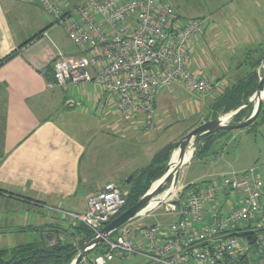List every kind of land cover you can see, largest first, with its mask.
<instances>
[{
    "label": "crops",
    "instance_id": "1",
    "mask_svg": "<svg viewBox=\"0 0 264 264\" xmlns=\"http://www.w3.org/2000/svg\"><path fill=\"white\" fill-rule=\"evenodd\" d=\"M53 1L59 8L58 16L46 11L43 0H0V251L51 238L50 245L55 240L70 242L77 253L91 238L84 239L77 230L83 224L63 213L84 212L88 196L106 184L116 185L117 179L131 176L126 182L129 184L161 150L171 146L169 142L155 152L161 142L159 132L175 124L166 108L172 86L178 83L159 90L156 106L165 99L163 111L154 115L157 127L149 130H144L140 121L122 120L112 98L96 85L46 87L51 78L49 67L56 55H81L60 23L69 7L62 5L61 0ZM229 4L231 7L224 14L214 12L202 19L204 33L189 44L191 70L197 74L204 69L212 86L201 94L189 92L195 98L188 105L189 110L186 106L182 118L212 106L242 74L239 49L214 47L220 36L218 28L228 29L227 45L252 29L256 30L255 34L249 32L252 41L247 37L244 43L264 44V0H259L257 11L249 14V10L242 9V2L230 0ZM206 64L210 70L205 69ZM234 131L215 135L199 156L210 158L220 151L223 172H212L186 186L179 183L181 195L224 174L252 170L255 179L264 181V117L253 126ZM228 147L233 148L231 153L234 151L230 158ZM242 197L240 193L222 190L216 200H228L234 206ZM142 218L129 224L135 227ZM17 237L25 239H13ZM95 256V252H90L84 261Z\"/></svg>",
    "mask_w": 264,
    "mask_h": 264
},
{
    "label": "built area",
    "instance_id": "2",
    "mask_svg": "<svg viewBox=\"0 0 264 264\" xmlns=\"http://www.w3.org/2000/svg\"><path fill=\"white\" fill-rule=\"evenodd\" d=\"M46 11L59 15L53 0ZM79 57L56 55L47 88L92 84L106 92L124 121L152 127L156 98L163 87L178 83L201 94L211 77L191 70L190 42L204 33L202 19H182L162 0H87L60 18ZM181 195L175 191L150 211L163 208L174 216L168 225L132 227L129 223L107 235L103 252L81 264H109L115 259L140 258L144 264H264V181L253 171L219 176ZM222 190L240 193L227 211L216 210L228 200H216ZM176 195V196H175ZM172 197H176L173 198ZM82 213L68 218L93 233L121 213L125 198L106 184L86 199ZM214 210V211H213Z\"/></svg>",
    "mask_w": 264,
    "mask_h": 264
},
{
    "label": "rangeland",
    "instance_id": "3",
    "mask_svg": "<svg viewBox=\"0 0 264 264\" xmlns=\"http://www.w3.org/2000/svg\"><path fill=\"white\" fill-rule=\"evenodd\" d=\"M85 1L86 0H61V3H63L62 5H66V7H69V9H72L74 7L83 5L82 3H84ZM162 1L173 6L178 16L182 19H190V18H194L198 16L202 17L200 19H204L205 17L211 16L212 14L214 15V12H221L222 14H224L226 11H229V8L231 7L229 4L230 0H162ZM238 1L243 3L242 9L244 11L248 12L249 10L248 14L254 13L257 11L256 3L259 2V0H238ZM239 14H240L239 12H236V15L239 16ZM191 15H194V16H191ZM218 30L220 32L219 34L220 36L217 39H215L214 47L216 49L234 48L233 49L234 51L239 49V51L242 52L241 57H243V59H245L246 56L249 55V57L252 56L251 58L253 59V61L259 55L257 51L261 50L260 48L264 49V44L256 45L255 42H249L247 44L244 43V39L247 37L249 38L248 40L252 41L253 35L249 34V32L252 31L255 34L256 30L254 29L248 30V34L246 35H243V34L239 35L240 39H237V38L233 39L231 41V44L229 43L228 45L226 44V42L228 43V41L230 40L228 37L229 36L228 29L222 27V28H218ZM257 34H258V30H257ZM235 42L240 43V46L233 45V43ZM70 45L73 47L72 44ZM243 49H245L244 52H243ZM205 69L210 70V66L207 65ZM256 71H257L258 77H261L264 74V56L262 57ZM172 89H173V92L172 94H169L170 98H168V99H171V101H169V104L167 105L166 110L172 114L171 117H173L175 124L169 127L168 129H166V131L159 132V135L161 137V142L158 144L155 150L156 152L160 148H162L164 145L171 142V147L173 148L168 157L169 163H170V158L173 156V151L175 150L177 142L188 132L199 127L200 125H203L204 123L214 121V120H220L224 124L243 122L250 116L252 112L250 105H247L246 107L241 109V110H244V112H243V115L240 117L239 121L235 122L233 119L237 111H233L230 113H223L222 110H213L210 106V107H206L205 110H203L202 112H198V113L196 112L193 114L189 113L190 115H184V117L182 118L181 114L185 112L186 106L190 105V102H192L193 100L192 98H195L194 97L195 95L189 94V92H187L183 86L178 85V84L172 86ZM249 98L247 99L246 102L243 103L242 107L247 104ZM164 100L165 99L159 100L161 105H159L158 103V106H156V109L153 115H156L157 113L163 111L161 106ZM262 100H263L262 108H261L260 114L258 115L255 123L260 121V119L263 118V114L261 113L264 110L263 109L264 108V95H263ZM188 110H189V106H188ZM165 117H166V114H165ZM154 126L157 127L155 124V118L153 117V123H152L151 128H153ZM236 132H242V131H236ZM204 144L205 142H203L202 140L201 141L193 140L188 145V148L186 149L185 154H187L189 158L184 162L183 166L184 165L186 166L180 171L178 182L176 184L175 189L173 190L177 192L176 193L177 195L180 193L179 191L180 188H182L179 186V183H186L185 184L186 186L194 182L196 183L197 181H200L201 179H203L201 178L202 176H204V178H207L208 174L210 175V173L212 174V172L214 173L215 171H219L218 173L223 172V166H224L223 158H222L223 155L220 153V151L215 156L211 154L210 158H209V155H206L204 157L201 156L199 158V156L202 154V149L204 147ZM227 150H228L227 153L229 154L228 157L230 158L231 154L234 152V151L232 153L230 152L233 150V148L231 150V147H228ZM227 160L228 159L224 161L225 164ZM213 162L215 164H213ZM130 177L131 176L125 179H122L121 181L117 179L118 182L116 184V186L118 187L121 194L126 200L130 192L129 188H131V185L133 183L130 181L131 184L130 183L126 184L127 180ZM171 184H172V180L170 179L164 184V186L160 189V191L156 194V196L153 198L152 201L161 202L162 199H164L169 194ZM168 198L169 196L166 199ZM172 198L174 200V198L176 197H172ZM231 207H232V204L230 202H226L225 205L223 206L217 205L215 208L216 210L227 212ZM142 216L143 218L137 221V223H135V227H149L153 225H168L175 219L174 216L165 214L163 208H159L155 211H150V210L145 211V213ZM13 239L18 240V241H23L25 238L17 237ZM28 240H35V239L28 238ZM76 254L74 255V257L68 264H72ZM109 264H144V262L140 258L136 257V258H129L125 260L115 259Z\"/></svg>",
    "mask_w": 264,
    "mask_h": 264
},
{
    "label": "trees",
    "instance_id": "4",
    "mask_svg": "<svg viewBox=\"0 0 264 264\" xmlns=\"http://www.w3.org/2000/svg\"><path fill=\"white\" fill-rule=\"evenodd\" d=\"M260 49L261 50L258 49L259 51L257 52L259 55L254 59V61L251 58L252 56L249 57V55L243 59L242 74L230 84V86L218 97L215 102H213L211 106L213 110H222L223 113L237 111L238 108H240L252 95L258 82L256 69L264 56V49ZM49 80H51V78L47 79V81ZM250 107L252 110L251 104ZM243 112L244 110H239L233 120L238 122L240 117L243 115ZM261 114H263L264 117V110ZM254 124L255 122L250 126H253ZM218 133L220 134V132ZM215 135H217V133L195 139V141L202 140L205 142L202 153L205 152L211 145L213 139L212 137ZM172 148L173 147L168 146L167 148L161 150L153 158L149 166L136 174L131 181L133 183L131 188H129L130 192L127 196V200L125 199V205L121 212L134 205L149 189L151 184L163 175ZM186 188H190V186H187ZM77 230L84 236V239H90L93 235V231L83 225H78ZM50 240L51 238H48L45 242L27 243L15 247L8 252L0 251V264H68L76 254V248L72 245V243L62 242L60 240H55V242L50 245ZM91 252H95L96 255L102 253L103 245L95 247Z\"/></svg>",
    "mask_w": 264,
    "mask_h": 264
},
{
    "label": "water",
    "instance_id": "5",
    "mask_svg": "<svg viewBox=\"0 0 264 264\" xmlns=\"http://www.w3.org/2000/svg\"><path fill=\"white\" fill-rule=\"evenodd\" d=\"M263 91H264V74L261 77H258L256 88L252 93V95L250 96L247 104L244 105L243 107L241 106L237 110L238 112L247 105L250 104L252 105V112L250 116L243 122L224 124L220 120H214L204 123L203 125H200L199 127L185 134L177 142V145L175 147V149H178V163L171 169L169 166V162H167L166 169L163 175L152 183L149 189L140 197V199L134 205L121 212L109 223L107 224L100 223V225L102 226L101 229L98 232L94 233L90 241L78 251L72 264H81V262L86 258V256L95 247L99 246L103 242V240L107 237V235L113 233L121 226L126 225L131 221L140 218L145 213V207L148 205L150 201L153 200V198L156 196V194L160 191V189L164 186V184L168 180L170 179L172 180L169 193L175 189L178 181L179 173L183 166V160L186 153V149L193 140L210 134H215L218 132L244 129L252 125L256 121L262 108V103H263L262 99L264 94L261 93Z\"/></svg>",
    "mask_w": 264,
    "mask_h": 264
},
{
    "label": "bare ground",
    "instance_id": "6",
    "mask_svg": "<svg viewBox=\"0 0 264 264\" xmlns=\"http://www.w3.org/2000/svg\"><path fill=\"white\" fill-rule=\"evenodd\" d=\"M261 94H264V91ZM188 158L189 156L185 154L183 162H185ZM177 163H178V149H175L173 151V156L170 158V163H169L170 168L172 169ZM167 197L168 195L164 199H166ZM157 203H158L157 201H150L148 205L145 207V211L151 210Z\"/></svg>",
    "mask_w": 264,
    "mask_h": 264
}]
</instances>
